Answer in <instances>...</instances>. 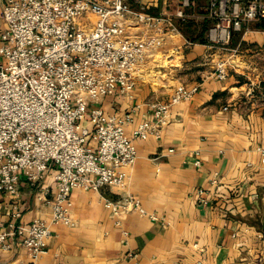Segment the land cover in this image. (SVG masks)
I'll return each mask as SVG.
<instances>
[{"label": "crops", "instance_id": "0c3cea01", "mask_svg": "<svg viewBox=\"0 0 264 264\" xmlns=\"http://www.w3.org/2000/svg\"><path fill=\"white\" fill-rule=\"evenodd\" d=\"M143 1L152 14L173 13L179 6V0ZM206 3L195 0L193 9L201 15ZM259 20L234 33L223 48L190 39L202 26L196 17L189 19L188 33H171L163 42L160 32V43L134 71L132 96L108 94L99 103L109 113L130 112L125 132L132 135L139 122L155 121L150 102L166 100L179 83L195 90L171 104L155 130L132 135L137 158L126 169L123 188H72L73 223L51 224L36 264H264V28L255 26ZM221 56L232 62L219 78L212 71ZM41 184L54 187L53 167L36 185L21 176L18 216L11 196L0 191V230L13 231L5 238L8 247L0 242V264L29 261L16 225L35 217L49 220V204L36 197ZM126 191L157 217L137 211L113 216L102 198Z\"/></svg>", "mask_w": 264, "mask_h": 264}, {"label": "built area", "instance_id": "2783aa9c", "mask_svg": "<svg viewBox=\"0 0 264 264\" xmlns=\"http://www.w3.org/2000/svg\"><path fill=\"white\" fill-rule=\"evenodd\" d=\"M194 4L179 0L173 13L152 14L143 0H3L0 191L11 196L18 216L21 176L36 185L53 167L55 180L54 187L41 184L36 191L50 206L49 220L35 217L16 225L29 261L15 264H36L51 224L73 223V187L123 188L126 169L137 158L133 136L145 137L166 121L171 104L192 95L196 86L179 83L166 100L150 102L155 121L139 122L133 136L125 132L130 112L109 113L99 103L108 94L132 96L134 71L160 43V32L164 42L181 31V22L196 17L207 20L205 44L223 48L235 31L264 18V0H207L201 15ZM133 25L142 29L133 32ZM227 65L217 61L212 75L225 77ZM261 152L264 161V146ZM102 201L113 216L137 211L157 217L130 191ZM11 232L0 230L1 246H9L5 238Z\"/></svg>", "mask_w": 264, "mask_h": 264}, {"label": "trees", "instance_id": "16d2710c", "mask_svg": "<svg viewBox=\"0 0 264 264\" xmlns=\"http://www.w3.org/2000/svg\"><path fill=\"white\" fill-rule=\"evenodd\" d=\"M190 24H191V22L189 20L185 21V22H181L180 23L181 31L183 33H188L187 31H191V29H189V27H188ZM206 24H207V20H204L202 22L201 28L198 30V32L195 35L189 34L190 39L204 42L206 40V38L204 36V30H205ZM255 26L264 28V18H261L259 21H257L255 23Z\"/></svg>", "mask_w": 264, "mask_h": 264}, {"label": "rangeland", "instance_id": "374dc122", "mask_svg": "<svg viewBox=\"0 0 264 264\" xmlns=\"http://www.w3.org/2000/svg\"><path fill=\"white\" fill-rule=\"evenodd\" d=\"M189 27V29L190 28H192V26H191V24L188 26ZM239 30H237V31H235L234 33H235V36L237 35V32H238ZM234 35V34H233ZM232 35V36H233ZM231 39H232V37H231ZM231 39H230V41H231ZM230 41H229V43H230ZM228 43V44H229ZM227 44V45H228ZM219 60H222V61H225L226 62V64H229L230 62H232L231 60H230V57L229 56H221V57H219ZM228 66V65H227Z\"/></svg>", "mask_w": 264, "mask_h": 264}]
</instances>
